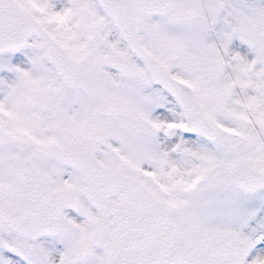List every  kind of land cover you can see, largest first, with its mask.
Segmentation results:
<instances>
[{
  "label": "snow or ice",
  "instance_id": "1",
  "mask_svg": "<svg viewBox=\"0 0 264 264\" xmlns=\"http://www.w3.org/2000/svg\"><path fill=\"white\" fill-rule=\"evenodd\" d=\"M0 264H264V0H0Z\"/></svg>",
  "mask_w": 264,
  "mask_h": 264
}]
</instances>
